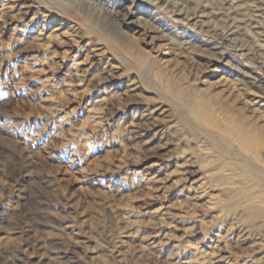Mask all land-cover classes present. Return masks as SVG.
I'll return each mask as SVG.
<instances>
[{"label": "rangeland", "instance_id": "obj_1", "mask_svg": "<svg viewBox=\"0 0 264 264\" xmlns=\"http://www.w3.org/2000/svg\"><path fill=\"white\" fill-rule=\"evenodd\" d=\"M76 1L0 0V264H264V0Z\"/></svg>", "mask_w": 264, "mask_h": 264}, {"label": "bare ground", "instance_id": "obj_2", "mask_svg": "<svg viewBox=\"0 0 264 264\" xmlns=\"http://www.w3.org/2000/svg\"><path fill=\"white\" fill-rule=\"evenodd\" d=\"M76 1V0H75ZM78 6H84V5H86L87 3L86 2H82V1H76L75 2ZM89 7V6H88Z\"/></svg>", "mask_w": 264, "mask_h": 264}]
</instances>
